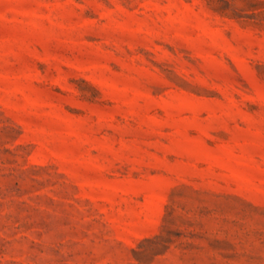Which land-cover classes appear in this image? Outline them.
Wrapping results in <instances>:
<instances>
[{"label": "rangeland", "instance_id": "obj_1", "mask_svg": "<svg viewBox=\"0 0 264 264\" xmlns=\"http://www.w3.org/2000/svg\"><path fill=\"white\" fill-rule=\"evenodd\" d=\"M0 264H264V0H0Z\"/></svg>", "mask_w": 264, "mask_h": 264}]
</instances>
